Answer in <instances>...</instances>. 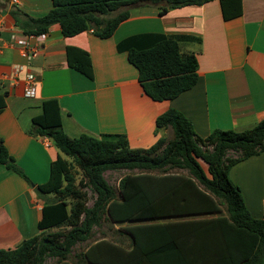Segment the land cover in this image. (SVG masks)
<instances>
[{
	"label": "trees",
	"instance_id": "1",
	"mask_svg": "<svg viewBox=\"0 0 264 264\" xmlns=\"http://www.w3.org/2000/svg\"><path fill=\"white\" fill-rule=\"evenodd\" d=\"M210 1L53 0V8L42 17L17 8L10 15L26 36L47 33L57 24L65 37L92 31L107 39L132 8L155 6L164 15ZM219 1L225 20L242 14V0ZM126 43L128 60L152 100H173L196 84L198 61L183 55L177 40L142 34ZM67 57L71 68L94 79L87 52L69 47ZM6 96L0 93V113ZM32 125V134L47 137L63 156L51 164L49 180L35 186L44 200L38 224L42 232L14 249H0V264H45L48 258L56 259L55 264H264V218L251 216L230 178L235 164L264 153V120L246 131L214 130L202 138L183 114L168 109L156 118V128L171 129L173 138L160 137L147 149L130 148L120 134L68 136L55 99L43 102ZM0 165L26 178L1 138ZM76 168L82 173L79 181ZM175 169L188 175L171 172ZM115 170L139 173L123 176L115 190L104 177ZM88 188L96 195L91 207ZM104 220L128 223L119 233L129 238V245L103 237L76 253L72 262L74 247L89 241ZM61 228L66 230H57Z\"/></svg>",
	"mask_w": 264,
	"mask_h": 264
},
{
	"label": "crops",
	"instance_id": "2",
	"mask_svg": "<svg viewBox=\"0 0 264 264\" xmlns=\"http://www.w3.org/2000/svg\"><path fill=\"white\" fill-rule=\"evenodd\" d=\"M12 8L42 17L53 0H0V93H7L0 138L26 176L0 165V249H14L42 232L44 200L35 186L49 180L51 164L62 155L32 134V120L46 100L58 101L68 136L120 134L132 149L150 148L164 136L167 130H157L156 118L168 109L183 114L202 138L214 130L246 131L264 120V0H242V14L230 20L223 18L219 0L164 15L155 6L132 8L107 39L92 31L65 37L56 24L44 40L30 39L40 47L31 60L12 45L13 35L26 36L10 15ZM142 34H164L179 42L183 55L196 57L193 88L161 102L144 93L126 51L127 39ZM69 47L89 54L93 80L68 65ZM14 65L24 66L16 80L10 72ZM26 72L37 81L31 98L24 95ZM230 178L251 216L263 219L264 153L235 164Z\"/></svg>",
	"mask_w": 264,
	"mask_h": 264
},
{
	"label": "rangeland",
	"instance_id": "3",
	"mask_svg": "<svg viewBox=\"0 0 264 264\" xmlns=\"http://www.w3.org/2000/svg\"><path fill=\"white\" fill-rule=\"evenodd\" d=\"M165 137H167V139H172L173 138V133L171 129H167V131L164 134ZM229 156L231 157H236L239 155V153L236 152H229L228 153ZM203 167L205 169H207V166L202 162ZM76 172V176H77V180L79 181L82 177V173L81 171H79L77 168L75 169ZM171 172H178L181 174H185L188 175V171L187 170H171ZM139 173L138 170H115V171H106L104 173V177L106 178L107 182L115 189H118V184L120 179L127 175V174H137ZM157 173V172H154ZM85 191L88 193V203L87 206L91 207L93 205V202L96 198V195L92 192V190L90 188L85 189ZM128 224V223H127ZM127 224L124 225H119V224H112L109 221H102V223L99 226H95L92 230V236L91 239L87 242L84 243H80L77 244L72 252L71 255V261L75 262V257L74 255L78 252H80L81 250H84L88 245L94 243L95 241L106 237L109 239H113L114 241H120V240H124L123 244H125L126 246L129 245V238L127 239L126 237L124 238L123 233H119V231L121 230L122 226H125ZM57 230H66V228H61V229H57ZM56 231V230H55ZM56 263V259L54 258H48L46 259L45 264H55Z\"/></svg>",
	"mask_w": 264,
	"mask_h": 264
},
{
	"label": "built area",
	"instance_id": "4",
	"mask_svg": "<svg viewBox=\"0 0 264 264\" xmlns=\"http://www.w3.org/2000/svg\"><path fill=\"white\" fill-rule=\"evenodd\" d=\"M13 1L16 2V0ZM47 35L48 32L40 35H27L21 38H18L15 35H13L11 41H12V45L18 49L20 55L23 58H25L26 60H31L32 58H35L38 55L40 51V47L38 45L32 44L30 39L39 37L40 39L44 40L47 37ZM23 69L24 66L21 65L12 66L10 72L15 80L19 77ZM24 82H25L24 95L28 98L34 97L36 93V83H37L35 75L26 72L24 77ZM42 138L47 143H50V140L47 137H42Z\"/></svg>",
	"mask_w": 264,
	"mask_h": 264
},
{
	"label": "water",
	"instance_id": "5",
	"mask_svg": "<svg viewBox=\"0 0 264 264\" xmlns=\"http://www.w3.org/2000/svg\"><path fill=\"white\" fill-rule=\"evenodd\" d=\"M167 5H168V2L164 1L163 6H167Z\"/></svg>",
	"mask_w": 264,
	"mask_h": 264
}]
</instances>
